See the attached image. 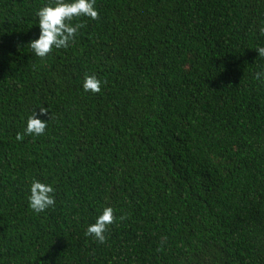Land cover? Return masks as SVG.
Segmentation results:
<instances>
[{"label":"trees","instance_id":"16d2710c","mask_svg":"<svg viewBox=\"0 0 264 264\" xmlns=\"http://www.w3.org/2000/svg\"><path fill=\"white\" fill-rule=\"evenodd\" d=\"M47 3L0 0V264H264V0H96L39 58Z\"/></svg>","mask_w":264,"mask_h":264},{"label":"clouds","instance_id":"9594fccd","mask_svg":"<svg viewBox=\"0 0 264 264\" xmlns=\"http://www.w3.org/2000/svg\"><path fill=\"white\" fill-rule=\"evenodd\" d=\"M95 2L96 0H49V3L39 8L36 13L38 38L29 44L33 54L39 58H46L54 49L67 48L75 39L78 30L83 27L81 24H72L71 21L74 18L81 16L93 20L98 18ZM256 51L260 57H264V47H259ZM262 77H264V72L256 73L258 80ZM82 87L86 92L98 93L101 91L102 82L96 76L89 75L85 77ZM47 113V109H39V115H47ZM39 115L33 111L27 120L24 134L37 136L44 134L48 121H42ZM17 139L22 140L23 134L18 133ZM29 191V206L36 213H41L56 203L55 189L51 184L33 180ZM115 219L114 210L111 207H105L96 217L95 222L87 227L85 235L104 243L105 233Z\"/></svg>","mask_w":264,"mask_h":264}]
</instances>
